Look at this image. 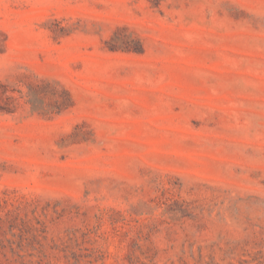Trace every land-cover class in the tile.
<instances>
[{
  "label": "rangeland",
  "instance_id": "374dc122",
  "mask_svg": "<svg viewBox=\"0 0 264 264\" xmlns=\"http://www.w3.org/2000/svg\"><path fill=\"white\" fill-rule=\"evenodd\" d=\"M0 264H264V0H0Z\"/></svg>",
  "mask_w": 264,
  "mask_h": 264
}]
</instances>
